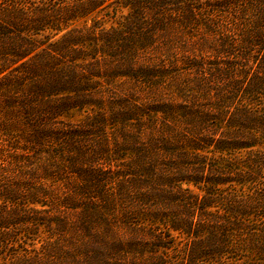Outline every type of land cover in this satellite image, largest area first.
I'll return each mask as SVG.
<instances>
[{"label":"trees","instance_id":"trees-1","mask_svg":"<svg viewBox=\"0 0 264 264\" xmlns=\"http://www.w3.org/2000/svg\"><path fill=\"white\" fill-rule=\"evenodd\" d=\"M0 264H264V0H0Z\"/></svg>","mask_w":264,"mask_h":264}]
</instances>
